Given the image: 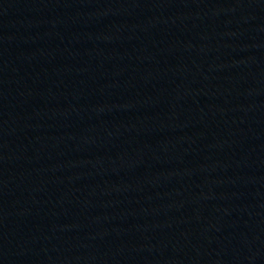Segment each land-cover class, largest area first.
Masks as SVG:
<instances>
[{"label":"water","instance_id":"obj_1","mask_svg":"<svg viewBox=\"0 0 264 264\" xmlns=\"http://www.w3.org/2000/svg\"><path fill=\"white\" fill-rule=\"evenodd\" d=\"M0 264H264V0H0Z\"/></svg>","mask_w":264,"mask_h":264}]
</instances>
